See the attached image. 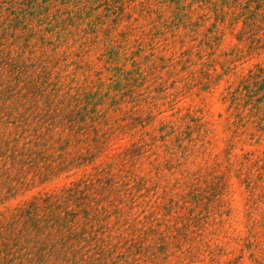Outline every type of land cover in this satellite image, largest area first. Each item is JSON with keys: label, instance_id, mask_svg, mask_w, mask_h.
Masks as SVG:
<instances>
[{"label": "rangeland", "instance_id": "obj_1", "mask_svg": "<svg viewBox=\"0 0 264 264\" xmlns=\"http://www.w3.org/2000/svg\"><path fill=\"white\" fill-rule=\"evenodd\" d=\"M141 1L83 48L0 22V221L71 238L13 264H264V0Z\"/></svg>", "mask_w": 264, "mask_h": 264}, {"label": "trees", "instance_id": "obj_2", "mask_svg": "<svg viewBox=\"0 0 264 264\" xmlns=\"http://www.w3.org/2000/svg\"><path fill=\"white\" fill-rule=\"evenodd\" d=\"M127 1L133 3L135 0ZM150 1L140 2V12L148 14L156 12L158 14L157 20H160L162 18L161 13L159 10L151 8ZM168 1L161 0L158 3H167ZM173 1L178 5L174 8V19L181 20L179 1ZM125 3L126 0H0V22L3 21V24L1 23L2 33L11 36L17 33L18 36H15L13 41L15 44L19 43L21 48L30 46L31 37H35L42 44H54V42L46 40L47 34L56 36L59 45L70 39L73 45L79 44V48H83L88 44L87 42L96 43L99 41L100 31H102L100 28L110 15L114 16L113 22L115 23H119L125 16L127 18L132 17V14L126 11ZM102 5L105 6L106 13L98 14L97 10ZM217 19L224 20L220 16ZM196 24L198 23L189 25ZM113 29L107 28L102 32L111 38L109 36ZM87 37H90L91 40H88ZM2 38L5 39V37ZM208 44L213 47L212 40ZM48 203L44 200L43 202L40 200L32 201L27 205L17 207L12 215L8 216V219L0 221V264H13L20 257L16 249L22 240H28L25 232L29 229L34 234V240H38L36 245H40L39 249H45L51 245L50 251H54V254L57 253L61 263L69 262L71 238L63 230L64 225L61 224V221L59 223L58 221L53 222L49 226L34 221V218L37 217V209ZM24 219L23 225L28 229H24L23 226L20 227ZM55 226H59L58 231Z\"/></svg>", "mask_w": 264, "mask_h": 264}]
</instances>
